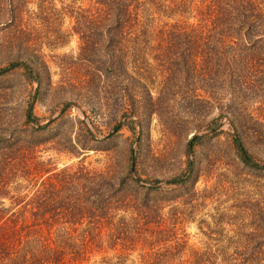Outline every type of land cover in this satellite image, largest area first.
Segmentation results:
<instances>
[{"label":"rangeland","instance_id":"1","mask_svg":"<svg viewBox=\"0 0 264 264\" xmlns=\"http://www.w3.org/2000/svg\"><path fill=\"white\" fill-rule=\"evenodd\" d=\"M96 8L0 0V160L14 166L0 208L29 217L60 207L36 195L82 163L153 206L114 213L111 230H95L98 246L64 264H264V92L248 113L226 112L239 65L222 63V91L207 94L216 82L205 65L194 71L189 32L162 31L175 18L146 9L150 30L118 39L95 33L92 21L82 26L79 14ZM116 48L124 64H112Z\"/></svg>","mask_w":264,"mask_h":264},{"label":"trees","instance_id":"2","mask_svg":"<svg viewBox=\"0 0 264 264\" xmlns=\"http://www.w3.org/2000/svg\"><path fill=\"white\" fill-rule=\"evenodd\" d=\"M91 1L96 4V11L91 13L83 10L79 14V21L84 27H87L86 22L92 21L95 33L106 37L122 39L137 31L143 34L149 31L140 17L146 9L158 16L175 18L176 23L169 27L166 23L162 31L168 29L175 37L189 32L193 38L191 65L194 71H199L205 65L207 76L217 83L206 85L207 94L218 95L222 91V63L230 68L239 65V71L235 74V85L239 91L232 88L231 103L225 109L226 112L242 116L249 112L255 96H262L264 57L255 59L243 53L257 48L264 50V0ZM190 19L197 23L183 24ZM79 32L83 33L81 37L84 38L85 32ZM118 50L116 48L111 60L115 65L125 63L118 59ZM262 82L263 85L257 87L256 84ZM197 139L199 137L194 136L190 140V147ZM236 143L245 153L238 138ZM13 168L9 161L0 160V194L8 191ZM73 168L63 167L57 182L51 179L44 181L43 189L36 195V198L41 197L46 202L49 198H59L60 207L30 211L29 217L26 211L9 214L6 208H0V264H64L68 259L78 262L81 256L86 255L88 248L90 250L93 242L98 246L102 231L95 233L96 229L106 224L111 230L114 213L128 210L130 206H153L149 199L131 195L121 182L113 180L103 171L91 170L82 163L76 169ZM133 181L139 183L141 179L137 177ZM175 183L178 181H167V184ZM58 186H61V190ZM52 189H58L60 194L52 193ZM72 190H75L74 194H71ZM56 224L60 228L55 231L53 227ZM84 224L83 233L76 235L79 226ZM114 235L116 233H110V237ZM79 239L81 241L77 243Z\"/></svg>","mask_w":264,"mask_h":264},{"label":"water","instance_id":"3","mask_svg":"<svg viewBox=\"0 0 264 264\" xmlns=\"http://www.w3.org/2000/svg\"><path fill=\"white\" fill-rule=\"evenodd\" d=\"M29 71H30V74L33 76L34 80L37 81V78L34 76L33 72H32L31 70H29ZM34 100H35V99H34ZM34 100H33V102H34ZM32 106H33V103H32V105H31V107H30V111H31ZM248 161H249V160H248ZM133 168H134V159H133V161H132V170H133Z\"/></svg>","mask_w":264,"mask_h":264}]
</instances>
